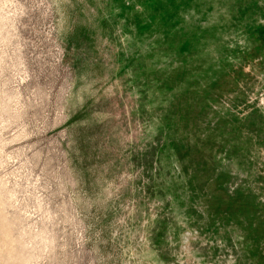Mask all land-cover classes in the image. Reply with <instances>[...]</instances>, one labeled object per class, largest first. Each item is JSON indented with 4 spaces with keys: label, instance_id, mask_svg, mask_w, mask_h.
Masks as SVG:
<instances>
[{
    "label": "rangeland",
    "instance_id": "obj_1",
    "mask_svg": "<svg viewBox=\"0 0 264 264\" xmlns=\"http://www.w3.org/2000/svg\"><path fill=\"white\" fill-rule=\"evenodd\" d=\"M240 6L0 0V264H264V47ZM221 15L239 62L199 23Z\"/></svg>",
    "mask_w": 264,
    "mask_h": 264
},
{
    "label": "crops",
    "instance_id": "obj_2",
    "mask_svg": "<svg viewBox=\"0 0 264 264\" xmlns=\"http://www.w3.org/2000/svg\"><path fill=\"white\" fill-rule=\"evenodd\" d=\"M177 4L179 5V3ZM240 7L243 11L242 18L244 16L245 17L244 20L249 21L251 27L253 28L252 33H255L256 30L264 26V0H241ZM222 15L218 19H216L215 23L211 25H208L207 23L203 22V18H204L203 16H198L199 23L204 28L208 27L209 30L207 31L208 32L207 37L211 38L212 40H216L218 43L214 41L213 42L216 44H220L229 53L233 54V55L231 54L228 55L229 60L231 61L237 60L236 62H239L241 61V59L245 58L247 52L249 51L250 46L247 42H241L240 40L234 39L233 37H231L230 33H229L230 37L228 36L227 32H229V28H230L229 24H231L230 22L228 23L226 21V25L224 24V22L222 23L224 27L226 28L225 29L226 31H224V29H219V23H220ZM231 22H232L231 25H233L234 22L232 20ZM143 58H140L141 59L140 64L143 62V60L147 64L151 62V61L146 60L145 57ZM212 62L213 61L211 60V63ZM146 67H147V70H146L147 72L148 65ZM133 73L136 75L137 70H133Z\"/></svg>",
    "mask_w": 264,
    "mask_h": 264
},
{
    "label": "trees",
    "instance_id": "obj_3",
    "mask_svg": "<svg viewBox=\"0 0 264 264\" xmlns=\"http://www.w3.org/2000/svg\"><path fill=\"white\" fill-rule=\"evenodd\" d=\"M174 9H175V6H171V7L168 8L167 12H171L172 10L174 11ZM227 22L228 23L230 22L232 24L231 19L227 20ZM241 23H242V25H246L250 29L251 38H253V39L255 38L254 40H256V42L260 41V43L258 45V48L260 49L261 47H264V26L262 28L256 30L255 33H252L253 28L251 27L249 21L244 20V22H243V20H242ZM236 29L238 30L237 27H236ZM241 33H242V31H241ZM246 35H247V39H250V35H248V33H246ZM140 69H141V67H140ZM145 71L143 70L141 73H143Z\"/></svg>",
    "mask_w": 264,
    "mask_h": 264
}]
</instances>
